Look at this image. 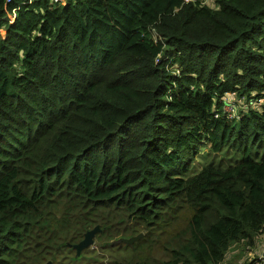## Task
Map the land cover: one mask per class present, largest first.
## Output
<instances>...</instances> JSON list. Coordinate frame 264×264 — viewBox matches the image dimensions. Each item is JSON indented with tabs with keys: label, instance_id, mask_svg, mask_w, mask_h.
<instances>
[{
	"label": "trees",
	"instance_id": "16d2710c",
	"mask_svg": "<svg viewBox=\"0 0 264 264\" xmlns=\"http://www.w3.org/2000/svg\"><path fill=\"white\" fill-rule=\"evenodd\" d=\"M214 3L0 0V264H72L102 211L153 226L180 199L190 237L160 264L257 244L264 0ZM205 150L240 157L195 170Z\"/></svg>",
	"mask_w": 264,
	"mask_h": 264
},
{
	"label": "rangeland",
	"instance_id": "374dc122",
	"mask_svg": "<svg viewBox=\"0 0 264 264\" xmlns=\"http://www.w3.org/2000/svg\"><path fill=\"white\" fill-rule=\"evenodd\" d=\"M206 1L212 5L215 4L214 0ZM230 96H233V94H230ZM228 109L230 110V107ZM206 154H210L208 150L195 157L192 166L195 170L201 169L212 159L226 164L234 162L240 157V153L237 151H226L220 155L210 154L208 159L204 158ZM182 204L183 199L175 201L172 206L164 210L160 219L153 226L137 221L117 209L102 211L97 225L100 226L101 230H104L103 234L112 233L113 240H117L121 236L138 235L139 233H142V236L131 244L132 249H128L125 244H121V247L116 245V248L103 251L100 248L102 238L95 235L94 242L88 249L85 248L81 251L79 254L81 257L79 256L78 260L72 259V264H99L100 262L102 264H111L117 259L122 261L129 259L134 261L147 260L149 264H160L161 261L168 260L172 255L173 249L188 241L190 237L189 221L193 209L190 206L181 207ZM261 239H264V235L259 238V240ZM245 245L247 246L248 244H234L232 246L227 264H243L245 261L257 260L255 257L257 255L255 246L252 249H248V246L246 247ZM93 249L97 251L94 252ZM99 252L102 254L97 256ZM73 253L77 254L76 249ZM50 262L52 261L50 260Z\"/></svg>",
	"mask_w": 264,
	"mask_h": 264
},
{
	"label": "water",
	"instance_id": "95a60500",
	"mask_svg": "<svg viewBox=\"0 0 264 264\" xmlns=\"http://www.w3.org/2000/svg\"><path fill=\"white\" fill-rule=\"evenodd\" d=\"M100 230H101L100 226L95 225L94 227L88 229L85 232L84 237L79 242H77L73 245V247L76 249L78 255L81 253L82 250H84L85 248H87L88 246H90L94 242V237H95L97 232H100ZM141 236H142V233H139L138 235H132L129 237H120L116 241L127 243V244H132L133 242L138 240ZM47 264H49V263H47Z\"/></svg>",
	"mask_w": 264,
	"mask_h": 264
},
{
	"label": "built area",
	"instance_id": "2783aa9c",
	"mask_svg": "<svg viewBox=\"0 0 264 264\" xmlns=\"http://www.w3.org/2000/svg\"><path fill=\"white\" fill-rule=\"evenodd\" d=\"M11 20H13L15 18V11H13L10 16ZM228 107H230V110H233L231 103H227V105L225 106L226 110H229ZM264 235V234H263ZM257 258V260L255 259V263L254 264H264V247L257 252V255L255 256Z\"/></svg>",
	"mask_w": 264,
	"mask_h": 264
},
{
	"label": "crops",
	"instance_id": "0c3cea01",
	"mask_svg": "<svg viewBox=\"0 0 264 264\" xmlns=\"http://www.w3.org/2000/svg\"><path fill=\"white\" fill-rule=\"evenodd\" d=\"M232 97V96H231ZM264 247V239L258 240L257 244L255 245V250L258 252Z\"/></svg>",
	"mask_w": 264,
	"mask_h": 264
}]
</instances>
